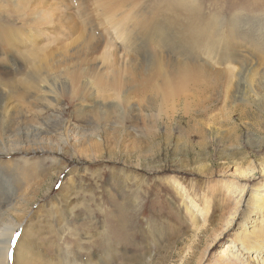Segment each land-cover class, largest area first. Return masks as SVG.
<instances>
[{
  "label": "rangeland",
  "instance_id": "374dc122",
  "mask_svg": "<svg viewBox=\"0 0 264 264\" xmlns=\"http://www.w3.org/2000/svg\"><path fill=\"white\" fill-rule=\"evenodd\" d=\"M185 1L0 0V147L22 144L53 170L18 191L9 177L0 183L21 199L1 197L0 224L25 217L18 242L30 230L42 264L77 243L86 264H264L234 243L245 205L264 194V0H195L204 21L217 12L241 21L232 64L213 62L210 32L183 45ZM158 61L176 84L187 64L189 82L230 78L232 90L164 98L155 87L166 78L147 70ZM3 151L0 164L18 161ZM63 186L73 213L61 231L52 204ZM192 198L210 200L207 220Z\"/></svg>",
  "mask_w": 264,
  "mask_h": 264
},
{
  "label": "bare ground",
  "instance_id": "6f19581e",
  "mask_svg": "<svg viewBox=\"0 0 264 264\" xmlns=\"http://www.w3.org/2000/svg\"><path fill=\"white\" fill-rule=\"evenodd\" d=\"M183 8L186 12L187 19L189 20L186 27L181 25L178 29L180 33V38L183 39L184 46L187 45L188 43H191L192 40L196 41L195 44L198 45L199 41L196 39L200 37V35L202 36L204 33L210 32L213 35L211 39L212 49H210V54L211 55L214 54L213 62L214 60H217V59L220 62H226L230 64L240 62L235 57L228 54L227 52L229 51L230 46H232L231 45L232 42L236 41L237 39H239V37H241V21L236 22L235 20H231V19L229 20L218 12L216 14H213V16H211L207 21H204L201 10L199 9V5L197 4L195 0H186L184 2ZM176 24H177L176 22H173V25H176ZM191 31H196V33L193 34L194 37L192 36ZM182 34H184V36ZM238 41H240V39ZM259 41H261L259 42V46L264 47V41H262V39H259ZM214 46L215 47L218 46L219 48L218 50H220L218 51L217 54L215 53L216 49L214 51ZM256 49H261V48H256ZM262 53L264 55V50L262 51ZM260 58H264V56L263 57L260 56ZM152 65L155 66V70L157 72L161 71L162 76L165 77L166 74L164 75V72L162 71V65L159 61L157 63L154 62V64H151V66L147 70H149L152 67ZM192 74H193V69L187 64H183L181 67V80H179L177 84L174 83L172 79L165 77L166 81L163 87L157 86L155 88H157L158 93L163 92V94L165 95L164 98L173 97L179 94H182L183 96L186 97L187 95L185 93H188V92L190 93V91L200 92L202 88L209 93L211 92V94H216L217 91H219L220 89H225L226 93H229V91L232 90V84L231 82H229L230 78L229 79L227 78L229 81L224 79L226 82H224L222 79H215V81H210V82H189V80H191L189 79V76L191 77ZM250 87L251 86H249V88ZM251 89L253 90V88ZM251 89H249V91ZM126 92H127L126 95L123 96L122 98L125 102H128L130 90ZM246 92L247 91H245V93ZM191 96L193 95L191 94ZM7 103L8 102L5 101L4 103H2V107H0L1 110L4 112V114L6 113V110H7V106H8ZM1 145L2 146L0 148H3L4 150L3 152L6 153L5 155L14 156V154H17L16 152H19L18 154H20V156H18L19 157L17 159L18 161L16 160L13 161L12 157L10 156L11 158L9 160L10 162L8 161L9 163H7L8 167H5L2 164H0V167L2 166L3 168L1 169L4 170V172L3 171L1 172V169H0V183L8 184L7 178L9 177L10 181L12 180L15 182V186H14L15 191H18L23 188V186L21 185L22 183H24L23 185L29 184V179H32L33 181L40 179L39 181L43 182L44 175L51 172L52 168L49 167V169L46 170L43 167V164H44L43 161H42L43 162L42 164H39V161L41 160H38V161L34 159L29 160L26 155L28 153L24 152L26 150L19 148L21 147L22 144H17L18 149L12 150V151H10L11 149L10 150L6 149L7 145H5L4 143H2ZM9 148H12V147H9ZM0 162H2L1 158H0ZM52 162H53L52 166H57L56 165L57 163L59 164L58 160L55 158L52 159ZM72 185L73 184H71L70 186ZM66 186H63L61 193L58 195L60 198L59 201L57 203L53 202L52 204V210H56L54 215L56 214L57 217H59L57 220L59 219L65 220L66 217L68 218L71 217L73 213V209L70 214L66 210L69 206L68 201L70 200V196L72 195V192H73L71 189H69V192L64 194L65 192L64 189H66L65 188ZM7 188H3V186H0V221L2 220L4 216V212L2 211H3V208L5 207L4 203L1 201V197L3 198V196L5 195L7 197L6 200L9 201V204H12V202H16L15 199L19 201L21 200V199H18V197L14 196L13 193H9L7 191L8 190ZM22 197H24V192L22 193ZM191 202L193 205H195L196 210L199 209V212H201L204 215L205 220H207L210 216V211H211L210 200L207 199V200H203L202 202L199 201L200 204H198L192 198ZM184 209L192 220L193 228L194 229L197 228V225L199 224L198 222L199 217L196 215V212L194 211V209L186 203H184ZM244 211L246 212V215L248 218L239 227L237 236L234 240L235 246L237 245L240 247V249H238L239 251H241L242 249L243 251L247 253L257 254V256L259 255L261 256L262 254L264 255V194L260 197L257 196V198L254 199V203L251 206L246 204ZM24 218H22L21 221H10L8 224H3L2 226L0 224V264H9V258H10V255L13 249L12 240L14 239L16 233L19 230H21V228L23 227L22 224H23ZM67 219L65 220L66 225L64 226L63 229H61V231L70 229L68 228V225H67L68 223ZM68 224L70 225V223ZM197 229H199V227ZM59 234L60 233L57 231L56 235L58 236V239L62 241L61 234L60 235ZM76 246L78 247L77 253L74 252L72 249H68V251H65L63 253V257L60 259V261H58L57 264H86L79 259L81 250L79 249L78 243ZM59 248H58V251H59ZM108 251H107L108 252L107 258L108 256L111 257L113 254L112 250L109 249ZM223 255H225V252H223L221 256ZM93 256L94 255L92 254L90 255V257H93ZM93 259L97 261V264H108L107 261L101 260L99 256L94 257ZM226 260L227 259H224L223 261H226ZM261 260L264 261L263 258H261ZM235 263L236 262L233 261L230 264H235ZM14 264H42L38 257L36 239L34 238V235L30 230L25 231L24 229V232L21 233V238L16 246V251L14 255Z\"/></svg>",
  "mask_w": 264,
  "mask_h": 264
},
{
  "label": "snow or ice",
  "instance_id": "6c2138e0",
  "mask_svg": "<svg viewBox=\"0 0 264 264\" xmlns=\"http://www.w3.org/2000/svg\"><path fill=\"white\" fill-rule=\"evenodd\" d=\"M19 236H20V234L17 233V239H14V240H13V244H14V245L18 243V238H19ZM10 258H11V255H10Z\"/></svg>",
  "mask_w": 264,
  "mask_h": 264
}]
</instances>
